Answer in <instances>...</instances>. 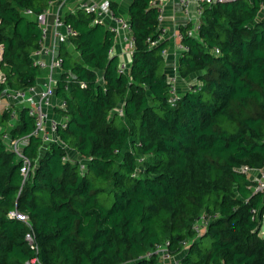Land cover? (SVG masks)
Here are the masks:
<instances>
[{"label":"trees","instance_id":"trees-1","mask_svg":"<svg viewBox=\"0 0 264 264\" xmlns=\"http://www.w3.org/2000/svg\"><path fill=\"white\" fill-rule=\"evenodd\" d=\"M56 1L0 0V96L37 85L41 26L24 12ZM152 1L129 7L128 71L114 31L83 9L63 17L79 56L60 44L67 126L46 149L27 108L0 111V264H160L147 254L166 243L181 264H264V191L242 172L264 170V0L217 1L196 34L181 28L178 77L198 75L175 105ZM5 136L27 139V175Z\"/></svg>","mask_w":264,"mask_h":264},{"label":"built area","instance_id":"built-area-1","mask_svg":"<svg viewBox=\"0 0 264 264\" xmlns=\"http://www.w3.org/2000/svg\"><path fill=\"white\" fill-rule=\"evenodd\" d=\"M183 4H186L187 0H181ZM227 2L234 0H200L198 5V17L201 19V16L204 11V7L206 5H212L215 2ZM166 0H153L152 5L161 9L163 8ZM80 9L85 10L88 13L93 14L95 17L96 23H104V18L107 15H111L114 18L116 27L112 28L116 34L120 33L121 30L128 33L125 40L129 43L130 49L134 48V39L131 32L129 21L121 16H117L111 9L109 1L98 2L96 0H84L80 4ZM261 12H264V1L261 5ZM25 15L29 17H33L37 21L40 22L41 26V41H40V49L34 52V65L37 66L41 71L45 69H61L63 60L58 55L49 49L46 45V38L48 36L49 30L46 26H44V14L40 16L34 15L31 11H25ZM165 28L160 27V34L158 41L162 39L165 35ZM193 35V31L189 32ZM76 35V31L73 27L66 23L63 18H58L54 23V36L57 41L61 43H65L66 45H71V39ZM179 39H182V35L180 34ZM180 50H184V46L180 45ZM216 52L219 53V50L216 49ZM1 54V48H0ZM1 57V56H0ZM48 57H52V61L49 62ZM122 69L125 70L126 67L122 66ZM177 75L171 76V87H170V102L175 105L177 97L181 94V91L178 87V71ZM57 84L58 82L50 81L46 84V88L43 91H38L35 86L29 87L20 91H16L13 93H4L0 96V111L2 109L8 108L11 105L16 107H25L28 110V114L34 119V131L33 135L38 136L43 141V147L46 149L48 147V143L53 141L57 137L58 127L61 126L65 128L66 118H54L50 115L49 109L53 107V100L57 96ZM191 87L188 89L190 90ZM197 91L201 90V86H198ZM60 108L65 110L66 101L62 99ZM15 119L14 115H12V120ZM5 141L7 145L15 150L18 155L24 159L25 166L22 169V172L27 175V171L30 167L28 160L21 155L20 149L27 144V139L22 140H12L8 136H5ZM81 169H85V165L81 166ZM242 172L246 173L250 176L257 184L255 187L256 191H264V170H253L247 167L242 168ZM255 175H258L255 177ZM13 216H17L19 219L25 220L26 217L19 214L13 213ZM207 226V221L202 216L194 225L195 230L203 232ZM28 241H32L31 237L27 236ZM168 243L162 246H157L152 253L147 254V257H150L152 254H158L161 262L162 260H167L173 258L175 260L174 264H181L180 260L176 257H173L169 254L167 250Z\"/></svg>","mask_w":264,"mask_h":264},{"label":"crops","instance_id":"crops-1","mask_svg":"<svg viewBox=\"0 0 264 264\" xmlns=\"http://www.w3.org/2000/svg\"><path fill=\"white\" fill-rule=\"evenodd\" d=\"M84 0H59L53 2L49 9L44 13V26L49 30L46 38V45L51 49L56 56L59 55L60 43L54 36V23L58 18H63L66 14H75L80 9V4ZM98 2L109 1L117 5V11L119 16L128 20L129 7L132 0H96ZM200 0H187L186 4H183L181 0H166L160 15V26L165 28L166 33L162 37L161 41L167 40L168 47L166 50V71L171 75H177L179 66V58L181 55L180 45L181 40L179 36L181 34L182 27H190V31L194 34L197 33L200 18L198 17V5ZM261 17H264V12L260 11ZM129 21V20H128ZM104 24L106 27L112 30L116 27L114 18L111 15H107L104 18ZM128 33L123 30L116 34V40L112 49V54L119 57L122 66L126 67V71L129 70L131 63L132 49H130L129 43L125 40ZM69 50L74 52L75 56H79L75 52V48L69 45ZM49 62L52 61V57H48ZM62 70L57 69H45L42 70L41 76L38 78L37 85L35 86L38 91H43L46 88V84L50 81L58 82L61 78ZM198 74H194L186 79L179 78L178 87L181 89V93L188 91V89L196 82ZM183 88V89H182ZM62 99L55 97L53 100V107L49 109V113L54 118H63L60 108ZM69 157L72 159L81 158L79 154L73 150L69 151ZM82 159V158H81Z\"/></svg>","mask_w":264,"mask_h":264},{"label":"rangeland","instance_id":"rangeland-1","mask_svg":"<svg viewBox=\"0 0 264 264\" xmlns=\"http://www.w3.org/2000/svg\"><path fill=\"white\" fill-rule=\"evenodd\" d=\"M194 82V81H193ZM192 82V84H193ZM179 85V84H178ZM183 89V88H182ZM179 90L181 91V89L179 88ZM258 175H255V177ZM263 231H264V221H263V227H262ZM175 260L173 258L167 259V260H162V262L160 264H174Z\"/></svg>","mask_w":264,"mask_h":264}]
</instances>
